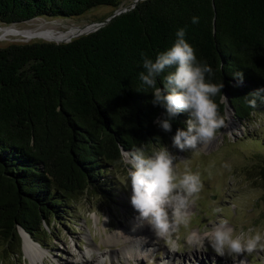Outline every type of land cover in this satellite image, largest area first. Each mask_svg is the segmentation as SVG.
<instances>
[{"label": "trees", "instance_id": "obj_1", "mask_svg": "<svg viewBox=\"0 0 264 264\" xmlns=\"http://www.w3.org/2000/svg\"><path fill=\"white\" fill-rule=\"evenodd\" d=\"M120 1L0 0V24L110 6L102 21ZM180 28L197 59L212 67L210 82L224 84L213 98L220 114L226 115L221 96L227 95L234 120L248 119L264 103L257 97L256 108L248 104L249 93L264 88V0H140L68 42L0 47L2 252L20 254L19 227L34 240L49 233L43 224L100 187L106 165H119L122 151L155 144L157 137L163 143L184 127L186 112L171 121V131L158 126L166 111L151 103L152 90L139 79L143 56L154 60L170 49ZM235 73L243 74L242 84ZM163 75L157 78L161 88ZM256 176L264 188V165Z\"/></svg>", "mask_w": 264, "mask_h": 264}, {"label": "rangeland", "instance_id": "obj_2", "mask_svg": "<svg viewBox=\"0 0 264 264\" xmlns=\"http://www.w3.org/2000/svg\"><path fill=\"white\" fill-rule=\"evenodd\" d=\"M131 1L121 0L119 6ZM110 10V6L98 5L75 17L39 16L8 26L21 31L39 28L40 32H61L59 38H47L61 41L86 32L91 27L87 24L98 22ZM0 27L5 26L0 24ZM27 37L8 35L0 39V47L9 43L52 41ZM222 101L224 113H231L226 100ZM232 121L237 129L231 133L225 132V127L220 129L199 154L179 151L173 147V137L161 143L173 155L188 159L189 167L200 174L204 185L190 203V225L187 229L180 226L173 237L174 245L157 238L146 224L140 226L141 222L136 221L138 213L130 204L131 189L126 187L127 170L120 163L106 165L105 177L103 172L98 179L100 187L78 195L60 208L62 212L57 220L48 226L44 223L43 228L49 233L36 240L30 237L39 246V253L30 258L23 251L24 232L18 228L20 254L12 256L8 249L4 252L0 249V264H264V250L219 256L206 242L203 247L187 243L190 233L202 236L220 219H227L235 233L249 228L264 232V188L256 176L257 168L264 165V103L245 121ZM183 170L181 164L178 171ZM215 207L222 208V212L214 213ZM1 244L0 241V247Z\"/></svg>", "mask_w": 264, "mask_h": 264}, {"label": "clouds", "instance_id": "obj_3", "mask_svg": "<svg viewBox=\"0 0 264 264\" xmlns=\"http://www.w3.org/2000/svg\"><path fill=\"white\" fill-rule=\"evenodd\" d=\"M191 22L197 24L199 18L192 17ZM185 36L186 29L180 28L170 49L159 53L154 60L143 56L144 71L139 73V79L152 90L151 103L166 111V118L156 121L162 130L171 131V121L181 112L188 113L190 118L183 128L177 129L172 144L181 152L190 150L199 154L216 138L218 130L226 126L225 117L213 99L222 93L224 84L210 82L214 76L212 67L197 59L195 49ZM163 73L166 75H163L161 88L157 78ZM234 78L239 84L243 83L242 73H235ZM248 96L253 97L248 100L249 106L256 108L257 97L264 102V88ZM119 162L127 170L126 187L131 189L130 204L138 213L136 221L141 222L140 226L146 224L157 238L174 245L173 237L180 226L187 229L190 225V203L204 188L200 174L191 170L188 159L173 155L159 137L155 144L144 143L122 151ZM181 164L183 172L178 171ZM213 212L220 213L222 208L215 207ZM205 242L219 256L252 253L264 250V232L249 228L235 233L227 219H220L202 236L190 233L187 237L189 244L203 247Z\"/></svg>", "mask_w": 264, "mask_h": 264}, {"label": "bare ground", "instance_id": "obj_4", "mask_svg": "<svg viewBox=\"0 0 264 264\" xmlns=\"http://www.w3.org/2000/svg\"><path fill=\"white\" fill-rule=\"evenodd\" d=\"M91 27H87L88 31ZM72 30H74L73 28H70ZM74 31H77L74 30ZM80 32V31H78ZM68 33V32H67ZM8 35H28V39H30L29 36H37L39 38H42L44 40H52V39H47L48 37H60L61 35H63V33H49V32H40L39 28L38 29H32V30H18L16 28H12V27H0V39H3L4 37L8 36ZM44 36V37H43ZM58 41V40H55ZM226 126L224 128L225 132H229L231 133L232 131H234L236 128L234 122L232 121V114L230 113V111H226ZM133 225V224H132ZM133 227V226H132ZM146 231H148V228H146ZM19 232V231H18ZM20 233V232H19ZM22 248L23 251L30 257H34L36 255V253H39V246L36 245L31 239L30 236L27 235L26 233H22ZM244 264V262H243Z\"/></svg>", "mask_w": 264, "mask_h": 264}, {"label": "water", "instance_id": "obj_5", "mask_svg": "<svg viewBox=\"0 0 264 264\" xmlns=\"http://www.w3.org/2000/svg\"><path fill=\"white\" fill-rule=\"evenodd\" d=\"M138 1H140V0H132L131 2H129L128 4H126V5H122V6H118V7H116L112 12H111V14H109L107 17H105L102 21H99V22H93V23H90V24H87L86 26H91V28L88 30V31H86V32H82L81 34H78V35H75V36H73V37H77V36H79V35H84V34H87V33H89V32H92V31H94V30H96L97 28H99L100 26H102V25H104L105 23H107L110 19H112L114 16H116V15H118V14H120V13H122V12H124V11H127V10H129L130 8H132V7H134V5L138 2ZM5 27H8V25L7 26H5ZM70 40V38H68V39H66V40H61V41H55V40H52L53 42H68ZM226 96V98H227V95H225ZM226 100V105H227V107H229L230 109H231V107H230V105H229V102H228V100L227 99H225ZM232 109H231V114H232ZM225 118H227V116L225 115ZM232 119H234L233 117H232ZM20 228V227H19ZM18 230V229H17ZM20 230H22L21 228H20ZM23 231V230H22ZM24 233H26L25 231H23ZM18 234H19V232H18ZM27 234V233H26ZM28 235V234H27Z\"/></svg>", "mask_w": 264, "mask_h": 264}]
</instances>
